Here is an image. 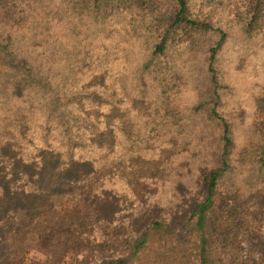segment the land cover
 <instances>
[{
    "label": "trees",
    "instance_id": "16d2710c",
    "mask_svg": "<svg viewBox=\"0 0 264 264\" xmlns=\"http://www.w3.org/2000/svg\"><path fill=\"white\" fill-rule=\"evenodd\" d=\"M228 17L264 35V0H0V264L41 242L50 264H264L260 191H219L226 160L182 159L186 109L147 78L217 34L211 64ZM185 168L202 196L169 186Z\"/></svg>",
    "mask_w": 264,
    "mask_h": 264
},
{
    "label": "rangeland",
    "instance_id": "374dc122",
    "mask_svg": "<svg viewBox=\"0 0 264 264\" xmlns=\"http://www.w3.org/2000/svg\"><path fill=\"white\" fill-rule=\"evenodd\" d=\"M216 25L223 26L228 37L215 52L211 64L217 34L208 41L188 47L173 46L164 55L157 54L149 64L151 71L147 78L152 77L149 84L153 90L171 95L186 109L182 130L171 128L181 141H189L191 145L190 149L185 145L182 159L187 157L188 161L194 148L191 161L195 156V163L206 171L226 160L229 168L218 190L235 191L239 187L244 192L260 191L256 211L264 215V35L251 38L244 34L235 17L220 20ZM225 123L232 142L229 152L223 155ZM188 169L173 177L182 178L181 184L169 182V186L187 189L191 196H202L205 188L198 172ZM256 225L264 230V222ZM209 237L210 256L228 261L230 247L218 243L214 233ZM47 251L45 242L34 243L22 264H50L46 260Z\"/></svg>",
    "mask_w": 264,
    "mask_h": 264
}]
</instances>
